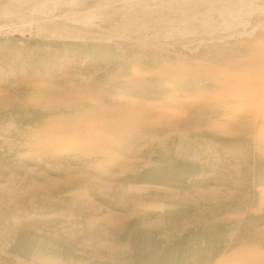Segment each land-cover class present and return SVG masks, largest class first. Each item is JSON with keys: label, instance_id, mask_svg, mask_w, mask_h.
I'll return each mask as SVG.
<instances>
[{"label": "rangeland", "instance_id": "rangeland-1", "mask_svg": "<svg viewBox=\"0 0 264 264\" xmlns=\"http://www.w3.org/2000/svg\"><path fill=\"white\" fill-rule=\"evenodd\" d=\"M0 264H264V0H0Z\"/></svg>", "mask_w": 264, "mask_h": 264}]
</instances>
